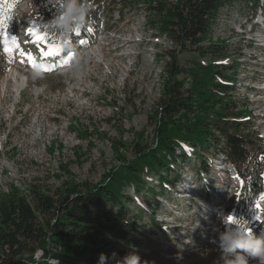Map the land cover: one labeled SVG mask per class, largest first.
I'll return each mask as SVG.
<instances>
[{
    "label": "rangeland",
    "instance_id": "obj_1",
    "mask_svg": "<svg viewBox=\"0 0 264 264\" xmlns=\"http://www.w3.org/2000/svg\"><path fill=\"white\" fill-rule=\"evenodd\" d=\"M37 2L41 1L16 0L9 15H0V195L11 187L28 195L32 186L52 193L68 177L60 166H66L75 181L97 183L118 165L114 143L137 139L151 145L154 122L148 117L157 112L167 76L168 52L172 50L161 49L164 45L157 33L148 32L152 17L145 6L118 8L106 2L95 17L94 41H84L76 70L55 71L43 80L25 79V60L42 50L39 40L29 34L30 28H38L33 21ZM258 12L250 1L236 3L225 17H219L216 29L224 36L229 53L231 50L239 56V78L244 76L245 86L259 90L264 87V48L260 47L264 45V29L250 33L246 23ZM140 37L141 44L134 41ZM178 49L180 68L187 70L194 63L200 64L197 54L180 53ZM182 79L186 77H177ZM4 80L7 83L3 86ZM242 93L241 101L245 96ZM247 99L256 103L246 105L252 114L264 112L263 92ZM259 121L253 118L251 123L258 127ZM80 133L86 137L80 138ZM213 153L210 147L203 156L209 167L206 175L198 171L199 159L187 154L169 174L173 184L163 188L156 176H150L147 186L157 195L143 192L127 206V218H136V230H126L125 240L116 234L103 235L112 243L109 264H118L130 252L137 254L142 264H216L218 249L208 242L216 223L215 213L226 209L225 214L232 215L236 210L237 218L248 219L250 213L253 218L264 197V185L258 183L256 200L251 205L242 180L230 182L233 165L226 162V173L215 171V167H222L225 157L218 155L217 165L212 162ZM217 176L222 180L219 186L213 181ZM179 179L176 188L196 186L198 195L192 198L195 202H171L176 194L174 183ZM245 180L249 183V178ZM126 191L132 192V188ZM155 207L159 209L153 214ZM151 222L157 225L150 227ZM196 222L200 227L193 230ZM254 223L252 220L250 224L252 231L260 234L264 225Z\"/></svg>",
    "mask_w": 264,
    "mask_h": 264
},
{
    "label": "trees",
    "instance_id": "obj_2",
    "mask_svg": "<svg viewBox=\"0 0 264 264\" xmlns=\"http://www.w3.org/2000/svg\"><path fill=\"white\" fill-rule=\"evenodd\" d=\"M40 1L33 17L38 27V19L42 24L51 16V9H44L45 0ZM236 1L181 0L169 9L158 2L151 7L149 2L150 28L166 32L180 53L189 51L200 59L208 57L212 64L194 63L184 70L178 65L175 49L168 52L167 76L157 100L158 109L154 116L148 117L154 122L152 144H142L137 139L114 143L118 165L99 182L75 181L67 167L60 166L68 177L52 193L32 186L28 195L15 187L1 194L0 264H34L32 252L36 248H45L60 264H97L101 253L108 257L106 264H109L112 243L105 241L103 235L116 234L125 240L126 230H136V218H127V206L143 192L157 195L147 186L150 176H156L163 188L173 184L169 174L187 153L199 159V173H208L203 156L210 147L215 152L213 158L222 155L233 165L244 184V194L250 203L255 200L264 145L255 135L244 133L245 124L241 120L250 112L246 102L234 98L232 93L235 89L232 71L238 63L229 68L215 64L229 55L223 43L200 46L208 39L209 26L219 10ZM250 1L256 5L257 0ZM104 2L94 0L96 5ZM97 14L98 10L92 13L94 19ZM179 75L190 79L187 88L185 79L177 80ZM79 135L86 137L85 133ZM135 136L139 138L141 134ZM130 187L132 192H127ZM238 213L234 210L235 218ZM248 220L251 221V214ZM152 222L150 227L157 225Z\"/></svg>",
    "mask_w": 264,
    "mask_h": 264
},
{
    "label": "clouds",
    "instance_id": "obj_3",
    "mask_svg": "<svg viewBox=\"0 0 264 264\" xmlns=\"http://www.w3.org/2000/svg\"><path fill=\"white\" fill-rule=\"evenodd\" d=\"M94 0H45L44 9H51V16L39 27L29 29V34L41 43L50 45L47 54L29 56L30 66L26 68L25 79L43 80L52 71L71 72L78 68L81 54L80 40L95 34L96 21L92 16ZM16 0H0V15L10 14ZM33 7L34 6L33 4ZM51 58H45V56ZM61 58L63 63H61ZM53 65H56L54 68ZM216 223L211 228L209 244L218 249L216 264H264V227L260 234L251 229V222L243 217L235 218L223 210L215 213ZM264 225V211L252 218ZM200 225L196 222V227ZM34 264H60V260L36 248L32 252ZM108 257L101 253L97 264H106ZM118 264H142L134 252L122 257Z\"/></svg>",
    "mask_w": 264,
    "mask_h": 264
},
{
    "label": "built area",
    "instance_id": "obj_4",
    "mask_svg": "<svg viewBox=\"0 0 264 264\" xmlns=\"http://www.w3.org/2000/svg\"><path fill=\"white\" fill-rule=\"evenodd\" d=\"M113 2H115L117 5H120L121 0H111ZM128 2V4H134L136 3L137 5H142L147 7L146 2H144V0H126ZM159 3L164 4L165 8H172L174 7L176 4H179V2H181V0H157ZM93 9H95V6H93ZM227 12L226 9L222 10L219 14V17L221 15L224 16V14ZM219 19V18H218ZM218 19L217 21L211 25V30H212V35H213V40L216 41L218 38L222 37V34H220V32H218V30L216 29V27L218 26ZM150 32L154 33V30H151ZM242 80H240V82L238 83V86L240 87L243 83L241 82ZM252 121V119H250ZM254 130L259 131V136L264 139V120L259 121V125L258 127L255 126L253 128Z\"/></svg>",
    "mask_w": 264,
    "mask_h": 264
},
{
    "label": "bare ground",
    "instance_id": "obj_5",
    "mask_svg": "<svg viewBox=\"0 0 264 264\" xmlns=\"http://www.w3.org/2000/svg\"><path fill=\"white\" fill-rule=\"evenodd\" d=\"M134 41H136V40H134ZM49 48H50V47H49ZM49 48L44 49L42 53L47 54L48 51H49ZM92 52L95 53V51H92ZM92 56H93V58H95L94 55H92ZM25 68H27V67L25 66ZM13 78H14V77H13ZM14 79L16 80V78H14ZM6 83H7V80H4V81H3V86L6 85ZM2 91H3V90H2ZM220 170L222 171V169H220ZM183 197L186 198V197H188V196L185 195V196H183ZM261 201H262V199L260 200V203H261Z\"/></svg>",
    "mask_w": 264,
    "mask_h": 264
},
{
    "label": "snow or ice",
    "instance_id": "obj_6",
    "mask_svg": "<svg viewBox=\"0 0 264 264\" xmlns=\"http://www.w3.org/2000/svg\"><path fill=\"white\" fill-rule=\"evenodd\" d=\"M5 51H9V49L6 48Z\"/></svg>",
    "mask_w": 264,
    "mask_h": 264
}]
</instances>
